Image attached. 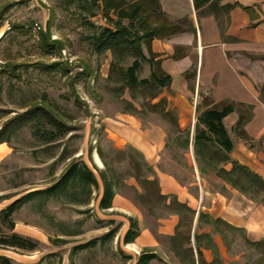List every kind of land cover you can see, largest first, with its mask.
<instances>
[{
    "label": "rangeland",
    "instance_id": "1",
    "mask_svg": "<svg viewBox=\"0 0 264 264\" xmlns=\"http://www.w3.org/2000/svg\"><path fill=\"white\" fill-rule=\"evenodd\" d=\"M68 1L72 4H66V0H0V129L9 125L5 135L9 138L7 145L12 149L11 157L0 164V193L22 197L25 191L35 186L49 187L68 165L81 161L93 171L98 187L91 188L90 197L77 188L69 190L60 200L27 202L14 213L15 216L13 214V221L39 226L46 239L40 242L28 238L36 244L34 250L0 249L21 255L39 251L43 264H136L143 253L153 251L145 248L135 253L126 249L128 244L123 243V226L128 230L130 223L134 222L139 234L141 230H149L158 242L156 258L151 262L161 264L165 259L171 264H187L183 255L188 248L182 246L195 243L189 227L191 214L178 206L174 196L158 198L160 182L154 166L145 164L129 145L119 147L122 136L115 129L114 122L118 117L132 116L141 120L143 130L160 128L171 146L169 154L175 162L168 164L161 159L156 171H169L178 184L187 186L195 196H198L200 183L208 193L206 198L216 192L229 196L222 181L203 162L198 168L202 167L205 172L203 175L199 173L202 180L199 179L191 166L193 161L185 156L187 150L178 145L187 133L190 140L193 138L194 105L188 127L181 130L172 118L161 114L162 106L156 112L150 108L151 104L164 99L161 97L165 91L162 90L153 100L149 98L152 91L147 89L134 92L132 97L120 82L132 58L111 72L113 57L110 52L97 55L90 45L91 37L98 33L97 28L109 25L101 11L95 9L90 0ZM91 13H95L94 16ZM149 74L148 65L143 64L138 77L148 78ZM131 106L137 112H133ZM167 106L168 103L165 110ZM36 108L43 109L66 125L70 129L68 135L45 145L33 136L35 122L14 121ZM38 117L41 132L53 129L46 117L41 114ZM255 145L264 153V143ZM93 152L100 159V162L96 161L100 168L92 158ZM63 154L68 157L65 161L60 158ZM136 164H140V177L155 179L156 185L143 184V180L136 178ZM225 167L229 168L228 165ZM100 172H104L107 181L115 183L119 202L133 209L131 216L98 208L97 199L102 193ZM246 188L245 197L256 206H262L259 200L263 194H257L248 184ZM176 213H179V222L175 233L181 236V248L176 249L171 242L169 254L164 251L166 240L158 233L161 232V221ZM222 232L229 255L239 257V263L264 264V258L263 261L260 258L262 251L250 248L242 233L225 227ZM110 233L112 235L106 238ZM10 234L11 231L0 224V236ZM205 241L206 238L202 237L201 242ZM2 258L0 264H5Z\"/></svg>",
    "mask_w": 264,
    "mask_h": 264
},
{
    "label": "crops",
    "instance_id": "2",
    "mask_svg": "<svg viewBox=\"0 0 264 264\" xmlns=\"http://www.w3.org/2000/svg\"><path fill=\"white\" fill-rule=\"evenodd\" d=\"M160 4L169 21L183 22L186 29L170 39L153 40L150 44L155 59L160 62L162 70L171 77L170 87L163 89L165 92L161 97L168 103L165 111L169 108L175 114V120L172 121H175L178 129L183 130L191 121L193 105V115L196 114L197 106H200L201 110L206 108L201 103L203 98L209 99L211 106L220 105L225 101L233 103L235 110L223 119L225 130L233 143L229 157L264 179V153L259 152L255 145L264 143V97L261 99L260 96V88L264 85V59L261 58L264 56V0H218L217 3L198 11L194 9L192 0H161ZM145 54L147 55V52ZM240 115L245 118L243 130L250 141L242 140L235 134L234 128ZM114 124L122 136L119 147L129 145L141 153L145 162L154 166L158 183L160 182V194L165 197L174 196L178 206L192 211L190 213L187 210V213L191 214L189 227L193 231L192 240L195 242L194 237L198 238L199 250L202 253L201 264H242L238 261L239 257L229 255V248L221 236L222 227L244 229L247 238L253 242L264 239V206H256V203L253 204L244 194L220 178L229 196L216 192L206 198L205 194L208 193L204 191L201 183L197 190L198 196L193 195L187 186L178 184L169 171H156V165L161 159H165L168 164L175 162L174 157L169 154L171 146H168L165 134L160 128L143 130L141 120L132 116L118 117ZM178 145L184 148V141ZM184 149L187 150L185 156L193 161L191 166L194 168V174L201 179L193 138L189 139L188 147ZM11 154L12 149L6 143L0 144V164L11 157ZM92 155L96 166L99 167L96 162L97 159L100 162L98 155L94 152ZM46 186H35L25 193L43 190ZM20 196L8 197L0 193V212ZM118 198L116 194L111 209L131 216L133 209L121 204ZM99 199L100 196L97 205ZM178 214L170 215L168 220H162L161 232L158 233L166 240L164 251L169 254L171 242L175 244L176 249L181 248V236L175 233L179 222ZM205 220L208 222L204 223ZM214 220L221 222L213 223ZM14 224L11 233L40 242L46 239L37 225L29 222ZM124 226L125 233L127 228L124 229ZM206 236L210 238L209 242L206 240L202 243V237ZM157 246L154 235L144 229L126 249L136 253L149 248L157 254ZM182 247L192 248L195 258L197 257L195 243L193 246ZM131 254L135 258V255ZM0 257L15 264H43L39 251L21 255L0 249ZM161 264L171 262L163 259Z\"/></svg>",
    "mask_w": 264,
    "mask_h": 264
},
{
    "label": "trees",
    "instance_id": "3",
    "mask_svg": "<svg viewBox=\"0 0 264 264\" xmlns=\"http://www.w3.org/2000/svg\"><path fill=\"white\" fill-rule=\"evenodd\" d=\"M65 1V0H64ZM92 6L101 11L103 19L109 24L105 27L99 26L98 33L91 37L90 45L95 54L100 55L110 52L113 57L111 63V72L116 70L117 67L132 58V63L123 71V77L120 82L124 84L132 97L134 92L147 89L152 91L150 100L156 99L163 89H168L171 84V77L166 74L160 62L155 58L152 53L150 44L153 40H165L184 32L186 29L183 22H171L167 15L161 8V0H90ZM193 6L196 11L204 8L205 6L215 4L218 0H192ZM86 3V1H85ZM66 4H72V1L66 0ZM95 13H91L94 16ZM111 15L114 16L111 17ZM125 21L127 24H125ZM147 52L145 55L143 48ZM261 58L264 59V56ZM143 64L148 65L150 74L148 78L140 79L138 73L140 72ZM261 99L264 97V85L260 88ZM264 101V99H263ZM202 105L206 108L201 110L200 106L196 107V123L193 134V147L196 161L200 167L203 162L212 168L215 175L222 181L227 183L233 189L240 193L247 195L246 185H250L256 190L257 194H263L259 202L264 206V179L257 173L251 171L246 166L232 161L229 154L233 150V143L225 130L223 119L235 110V105L231 102L225 101L220 105H212L209 99L203 98ZM167 101L160 99L157 103L151 104L150 108L156 110L162 106L161 114L165 117L175 120V114L170 110L165 111ZM130 109L137 112L134 106ZM38 114L46 117L47 123L53 129L44 130L41 128ZM26 120L27 122H35L36 127L33 129V136L40 139L43 144L47 145L56 140L63 139L68 135L70 129L51 115L47 114L43 109L36 108L31 111H26L22 116L14 119V121ZM12 121V122H14ZM245 118L240 115L235 125V134L245 141H250L243 130ZM9 125L6 124L0 129V144H8L9 138L5 135L8 132ZM189 134L187 133L184 139V148L188 147ZM143 162L147 164L140 153L134 150ZM61 161L67 160L64 154L60 157ZM226 165H230L226 169ZM151 169V167H149ZM152 170V169H151ZM200 172H205V169L199 168ZM136 178L143 180V184L156 185L155 179H148L140 177V164H136ZM99 177L102 182V193L98 201V208L100 210H108L113 206V199L116 195L115 183L106 180L104 172H100ZM98 187V181L93 171L83 162H72L67 166L66 170L61 174L59 179L51 186L43 189L30 191L22 197L13 201L9 206L0 212V224L9 231L14 229V221L12 216L15 212L21 209L27 202L38 199L41 203L46 200H60L63 195L68 194L69 190L81 188L82 194L90 197L93 193L91 188ZM158 198L165 199L158 192ZM188 212L190 209L185 208ZM132 221L131 219H129ZM220 220H214L213 223H219ZM134 223V222H133ZM130 223V226L123 236L124 244L134 243L139 236V230L136 223ZM228 229L233 232L242 233L244 242L252 249L262 251L261 260L264 258V239L259 241H250L244 229L228 226ZM106 236V238L110 237ZM209 242L210 238L205 237ZM195 246L197 257L195 258L192 248L184 250V258L187 259V264H201L202 253L199 250L198 238L195 236ZM0 247L4 248H18L24 250L37 249L35 243L30 239L11 233L9 236H0ZM156 258L153 253H143L137 260L136 264H149ZM3 263L10 264L9 259L2 258ZM261 264V263H260Z\"/></svg>",
    "mask_w": 264,
    "mask_h": 264
},
{
    "label": "bare ground",
    "instance_id": "4",
    "mask_svg": "<svg viewBox=\"0 0 264 264\" xmlns=\"http://www.w3.org/2000/svg\"><path fill=\"white\" fill-rule=\"evenodd\" d=\"M98 161V160H97Z\"/></svg>",
    "mask_w": 264,
    "mask_h": 264
}]
</instances>
